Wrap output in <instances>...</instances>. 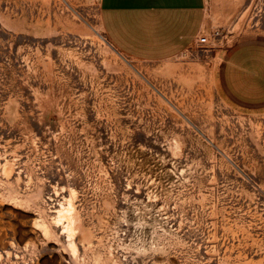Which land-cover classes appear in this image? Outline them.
Wrapping results in <instances>:
<instances>
[{
  "label": "rangeland",
  "instance_id": "rangeland-1",
  "mask_svg": "<svg viewBox=\"0 0 264 264\" xmlns=\"http://www.w3.org/2000/svg\"><path fill=\"white\" fill-rule=\"evenodd\" d=\"M163 61L106 37L100 0H0V264H264V107L223 51L264 0H205Z\"/></svg>",
  "mask_w": 264,
  "mask_h": 264
},
{
  "label": "crops",
  "instance_id": "crops-1",
  "mask_svg": "<svg viewBox=\"0 0 264 264\" xmlns=\"http://www.w3.org/2000/svg\"><path fill=\"white\" fill-rule=\"evenodd\" d=\"M205 0H100L109 41L136 60L163 61L188 49L203 32ZM219 84L244 108L264 107V39L236 41L222 53Z\"/></svg>",
  "mask_w": 264,
  "mask_h": 264
},
{
  "label": "built area",
  "instance_id": "built-area-1",
  "mask_svg": "<svg viewBox=\"0 0 264 264\" xmlns=\"http://www.w3.org/2000/svg\"><path fill=\"white\" fill-rule=\"evenodd\" d=\"M196 42L199 45H206L208 43V36L201 32V34L197 37Z\"/></svg>",
  "mask_w": 264,
  "mask_h": 264
}]
</instances>
